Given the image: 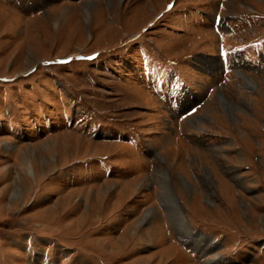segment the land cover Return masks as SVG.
Here are the masks:
<instances>
[{"label":"rangeland","instance_id":"rangeland-1","mask_svg":"<svg viewBox=\"0 0 264 264\" xmlns=\"http://www.w3.org/2000/svg\"><path fill=\"white\" fill-rule=\"evenodd\" d=\"M261 37L264 0H0V264H264Z\"/></svg>","mask_w":264,"mask_h":264},{"label":"bare ground","instance_id":"bare-ground-1","mask_svg":"<svg viewBox=\"0 0 264 264\" xmlns=\"http://www.w3.org/2000/svg\"><path fill=\"white\" fill-rule=\"evenodd\" d=\"M212 60L215 61V58H213V59H208L207 62H211ZM216 60H217V59H216ZM213 61H212V62H213ZM249 77H250V76H249ZM245 78H246L247 81L252 82V84H253L254 86H256V84H255L256 82L253 83V82H254L253 79L248 78V77H246V76H245ZM220 95H222V99L224 100L225 105H228V104H229V99H227L226 96H225L224 94H220ZM30 169H31V168H30ZM187 232H188L189 234L186 233L185 238H186V239H189L190 241H193L192 238H193V236L196 237V236H197V233L194 232V231H192V230H188ZM190 234L193 235V236H191ZM188 236H189V237H188ZM202 237H204V235H203V234H200V235H199V238L202 239ZM196 239H197L196 241H193L192 244H190V247H191L192 249H199V248H197V247H200V245L202 246V244H203L202 242H199L198 238H196ZM201 243H202V244H201ZM203 245H204V244H203ZM199 250H200V249H199Z\"/></svg>","mask_w":264,"mask_h":264},{"label":"flooded vegetation","instance_id":"flooded-vegetation-1","mask_svg":"<svg viewBox=\"0 0 264 264\" xmlns=\"http://www.w3.org/2000/svg\"><path fill=\"white\" fill-rule=\"evenodd\" d=\"M210 59H213V58H210ZM215 60H216V58H215ZM208 61V60H207ZM206 61V64L207 63H210V65H209V68L211 67V68H215L216 66L218 67V66H220V63L219 62H217L218 61V59H217V61H211V62H207ZM175 94H178L177 92H174ZM175 94H174V97H175ZM177 100H178V104H179V106L180 105H183V104H186V105H191V104H193L194 103V96H193V93L191 94V93H189V92H186V91H183V92H181V96H179V97H177ZM193 102V103H192Z\"/></svg>","mask_w":264,"mask_h":264},{"label":"water","instance_id":"water-1","mask_svg":"<svg viewBox=\"0 0 264 264\" xmlns=\"http://www.w3.org/2000/svg\"><path fill=\"white\" fill-rule=\"evenodd\" d=\"M185 235H186V234H183L184 237H185ZM188 237H189V236H188ZM185 239H186V238H185ZM186 240H189V239H186ZM191 243H192V241H191Z\"/></svg>","mask_w":264,"mask_h":264},{"label":"crops","instance_id":"crops-1","mask_svg":"<svg viewBox=\"0 0 264 264\" xmlns=\"http://www.w3.org/2000/svg\"><path fill=\"white\" fill-rule=\"evenodd\" d=\"M219 62V61H218ZM219 67V66H218ZM194 95V94H193ZM196 95V94H195Z\"/></svg>","mask_w":264,"mask_h":264}]
</instances>
